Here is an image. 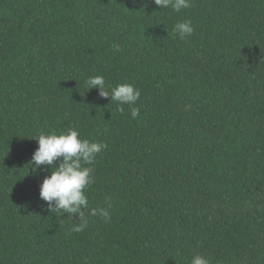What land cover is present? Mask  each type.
<instances>
[{"label": "trees", "instance_id": "16d2710c", "mask_svg": "<svg viewBox=\"0 0 264 264\" xmlns=\"http://www.w3.org/2000/svg\"><path fill=\"white\" fill-rule=\"evenodd\" d=\"M191 20L194 34L172 29ZM141 91L139 116L84 81ZM104 142L88 226L51 213L40 133ZM62 159V158H61ZM110 205L111 222L92 209ZM63 216V217H62ZM62 217V218H61ZM264 264V0H0V264Z\"/></svg>", "mask_w": 264, "mask_h": 264}, {"label": "clouds", "instance_id": "9594fccd", "mask_svg": "<svg viewBox=\"0 0 264 264\" xmlns=\"http://www.w3.org/2000/svg\"><path fill=\"white\" fill-rule=\"evenodd\" d=\"M153 2L162 9L170 8L177 13L192 7V0H153ZM172 32L182 41L191 37L194 34L192 21L177 22ZM84 84L90 90L98 89L99 95L105 99L110 98L111 103L117 102L121 106V111L123 105H128L133 119L139 116L140 110L135 105L140 100L141 91L133 84L121 83L109 92L105 78L100 75L88 77ZM34 139L38 141V148L30 161L33 171H38L44 166L51 168L50 175L46 176L40 185V199L46 202L51 213L62 212L63 216L68 214L70 218L78 216L79 222L74 223L71 230L76 233L82 232L88 226L85 217V210L89 208L87 190L94 182V168L91 165L108 145L81 138L80 132L74 127L60 134L55 132L46 134L42 131ZM97 213L106 223L111 222L110 205L91 210V215L95 216ZM191 264H211V262L207 257L197 253L192 257Z\"/></svg>", "mask_w": 264, "mask_h": 264}]
</instances>
